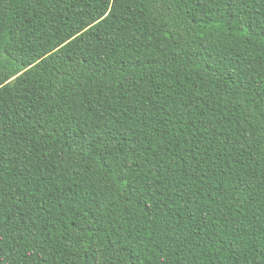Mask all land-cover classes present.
Instances as JSON below:
<instances>
[{
  "label": "trees",
  "instance_id": "16d2710c",
  "mask_svg": "<svg viewBox=\"0 0 264 264\" xmlns=\"http://www.w3.org/2000/svg\"><path fill=\"white\" fill-rule=\"evenodd\" d=\"M0 264H264V0H0Z\"/></svg>",
  "mask_w": 264,
  "mask_h": 264
},
{
  "label": "snow or ice",
  "instance_id": "6c2138e0",
  "mask_svg": "<svg viewBox=\"0 0 264 264\" xmlns=\"http://www.w3.org/2000/svg\"><path fill=\"white\" fill-rule=\"evenodd\" d=\"M3 87V82L2 81H0V88H2Z\"/></svg>",
  "mask_w": 264,
  "mask_h": 264
}]
</instances>
